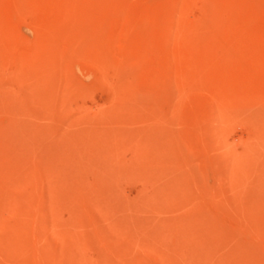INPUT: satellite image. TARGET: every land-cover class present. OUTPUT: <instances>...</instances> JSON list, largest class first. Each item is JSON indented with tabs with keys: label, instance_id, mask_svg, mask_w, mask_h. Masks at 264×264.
Segmentation results:
<instances>
[{
	"label": "rangeland",
	"instance_id": "374dc122",
	"mask_svg": "<svg viewBox=\"0 0 264 264\" xmlns=\"http://www.w3.org/2000/svg\"><path fill=\"white\" fill-rule=\"evenodd\" d=\"M0 264H264V0H0Z\"/></svg>",
	"mask_w": 264,
	"mask_h": 264
}]
</instances>
